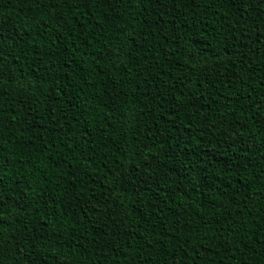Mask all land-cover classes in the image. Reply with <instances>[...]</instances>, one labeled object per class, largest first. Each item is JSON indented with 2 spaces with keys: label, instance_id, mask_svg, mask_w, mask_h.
Instances as JSON below:
<instances>
[{
  "label": "trees",
  "instance_id": "1",
  "mask_svg": "<svg viewBox=\"0 0 264 264\" xmlns=\"http://www.w3.org/2000/svg\"><path fill=\"white\" fill-rule=\"evenodd\" d=\"M0 264H264V0H0Z\"/></svg>",
  "mask_w": 264,
  "mask_h": 264
}]
</instances>
